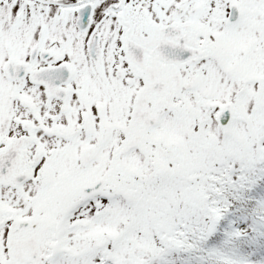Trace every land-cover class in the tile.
<instances>
[{"label": "snow or ice", "instance_id": "snow-or-ice-1", "mask_svg": "<svg viewBox=\"0 0 264 264\" xmlns=\"http://www.w3.org/2000/svg\"><path fill=\"white\" fill-rule=\"evenodd\" d=\"M0 264H264V0H0Z\"/></svg>", "mask_w": 264, "mask_h": 264}]
</instances>
